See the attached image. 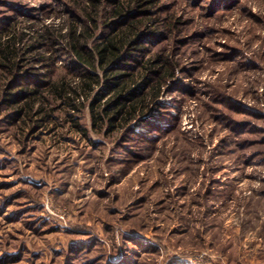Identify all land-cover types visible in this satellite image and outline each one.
I'll return each instance as SVG.
<instances>
[{"label": "rangeland", "instance_id": "374dc122", "mask_svg": "<svg viewBox=\"0 0 264 264\" xmlns=\"http://www.w3.org/2000/svg\"><path fill=\"white\" fill-rule=\"evenodd\" d=\"M135 1L0 0V264H264V0H153L174 75L131 132L41 35Z\"/></svg>", "mask_w": 264, "mask_h": 264}, {"label": "trees", "instance_id": "16d2710c", "mask_svg": "<svg viewBox=\"0 0 264 264\" xmlns=\"http://www.w3.org/2000/svg\"><path fill=\"white\" fill-rule=\"evenodd\" d=\"M90 1L94 5L103 0ZM152 3L153 0H136L131 6L118 3L114 9L115 27L103 34L97 44L90 45L93 33L85 21L71 26L58 37L41 35L48 39L49 47L58 46L60 54L70 55V60L61 65L83 81V86L89 91H92L95 85H102L105 93H100L90 105L94 124L99 120H108L110 127L119 124L125 131L134 132L130 123L135 118L146 115L149 105L155 103L164 84L174 75V67L168 60L164 61L159 56L145 60L150 51L146 43L153 42L151 38H156L153 37L156 32L146 27L147 19L150 18L147 14L152 12ZM88 20L95 23L91 15ZM37 43L38 41L34 46ZM47 59L53 66L50 72L52 74L57 65L51 56ZM29 74L33 77L36 75ZM137 74L140 77L135 82ZM39 82L35 88L26 86L17 93H9V102H17L25 96L31 97L38 93V87L50 85V80L40 79Z\"/></svg>", "mask_w": 264, "mask_h": 264}]
</instances>
